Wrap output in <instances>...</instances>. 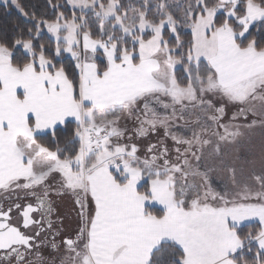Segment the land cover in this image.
Here are the masks:
<instances>
[{
    "label": "snow or ice",
    "instance_id": "1",
    "mask_svg": "<svg viewBox=\"0 0 264 264\" xmlns=\"http://www.w3.org/2000/svg\"><path fill=\"white\" fill-rule=\"evenodd\" d=\"M0 6V264H264V0Z\"/></svg>",
    "mask_w": 264,
    "mask_h": 264
},
{
    "label": "trees",
    "instance_id": "2",
    "mask_svg": "<svg viewBox=\"0 0 264 264\" xmlns=\"http://www.w3.org/2000/svg\"><path fill=\"white\" fill-rule=\"evenodd\" d=\"M30 3L35 5L37 13L45 10V0H30ZM18 14L14 9L6 10L0 6V28H10L13 23L17 22Z\"/></svg>",
    "mask_w": 264,
    "mask_h": 264
}]
</instances>
